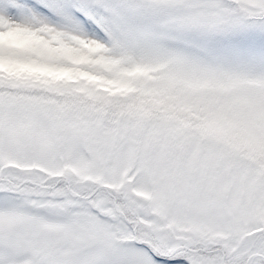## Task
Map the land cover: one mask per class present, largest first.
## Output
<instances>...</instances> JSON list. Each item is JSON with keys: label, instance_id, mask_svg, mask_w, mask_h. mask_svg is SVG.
<instances>
[{"label": "snow or ice", "instance_id": "snow-or-ice-1", "mask_svg": "<svg viewBox=\"0 0 264 264\" xmlns=\"http://www.w3.org/2000/svg\"><path fill=\"white\" fill-rule=\"evenodd\" d=\"M0 264H264V0H0Z\"/></svg>", "mask_w": 264, "mask_h": 264}]
</instances>
